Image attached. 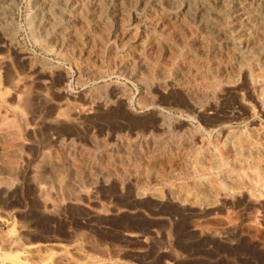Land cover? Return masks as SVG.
Returning a JSON list of instances; mask_svg holds the SVG:
<instances>
[{"label":"rangeland","instance_id":"374dc122","mask_svg":"<svg viewBox=\"0 0 264 264\" xmlns=\"http://www.w3.org/2000/svg\"><path fill=\"white\" fill-rule=\"evenodd\" d=\"M32 1L14 0L12 10H0L11 21L9 31L0 30V127L6 131L0 147L13 149L1 160L6 163L0 161V264H264V94L248 81L255 72L264 75V66L233 30V1L224 4L229 9L211 6L213 19L219 34L240 54H251L257 68L228 84L216 77L230 60L215 52L214 29L186 17L153 57L134 65L141 80L111 63L120 56L136 59L131 44L109 40L97 51L84 35L71 40L68 52L96 49L89 65L100 77L90 78L77 54L70 59L32 38ZM129 1L122 2L125 21L143 16L152 3L171 16L186 5ZM260 26L264 34V21ZM198 37L207 45H196ZM186 55L204 61V81L178 72ZM226 131L243 132L250 153L235 155L223 139Z\"/></svg>","mask_w":264,"mask_h":264},{"label":"bare ground","instance_id":"6f19581e","mask_svg":"<svg viewBox=\"0 0 264 264\" xmlns=\"http://www.w3.org/2000/svg\"><path fill=\"white\" fill-rule=\"evenodd\" d=\"M129 1V0H128ZM131 1V0H130ZM129 1V2H130ZM136 1V0H135ZM141 3H145L146 0H139ZM148 1V0H147ZM186 2L185 9L182 11L180 15H166V14H160L157 12L156 8L154 7V4H150L148 7V10H146L145 14L141 17L133 18L131 21H125V19L122 18L124 15V3L123 0H33L31 6H29V14H30V20L28 23L30 35L33 36L34 39L44 40L47 44L50 45V47L62 54H68L70 59H73L76 54L79 56V58H82L83 62L87 63V67L84 68L85 74L92 77H100V72L92 65H89V63L92 61H96L98 57L97 51L99 48L105 49L102 46L105 42L111 40V41H117L119 43H129L132 45L130 56L134 55L136 59H129V57H117L113 58L114 60L111 62L112 66L115 70L118 72H122L124 75H128L129 77H134L140 79L141 77L139 75H136L134 72L135 68L134 65L136 63L141 64L145 57H151L153 54L155 55V51L162 47V41L163 39H166L168 37V34L175 33L171 32L172 30H175L176 28L181 26H184L185 22L187 20H196L198 26L200 27H207L210 29H214V38L212 39V43L215 48V52H219L220 55H225L226 58L230 60H227L220 64L218 67V70L215 68V72H217L216 77H218L219 82L222 84H228L232 82V77L240 76L244 73L248 74L249 67H256V64L253 60V57L250 55L246 56L240 54L234 49V45L231 40H229L225 35L219 34V28H217V24H215V20L213 19L215 16H217V13L215 10L211 9L213 7L211 6H218V8L225 6L227 0H184ZM230 1V0H229ZM228 1V2H229ZM233 1V10H234V18H235V24L234 29L235 32H237V35H239L240 38H243L245 40V43L247 44L246 48L249 49V52H256L261 56V65L264 66V34L261 30L260 24L264 21L260 20V14L263 15L264 18V0H232ZM231 1V3H232ZM30 2V1H29ZM138 2V1H136ZM135 2V3H136ZM151 2V1H150ZM149 2V3H150ZM175 3V2H174ZM147 4V3H145ZM166 4V3H165ZM228 4V3H227ZM226 4V5H227ZM158 5V4H157ZM175 5V4H174ZM229 5V4H228ZM227 5V7H228ZM232 5V4H231ZM143 6V5H142ZM170 5H168L169 7ZM226 7V6H225ZM226 7V8H227ZM14 8V0H0V10H12ZM53 8L56 9L53 11ZM176 8V7H175ZM178 8V7H177ZM232 8V7H231ZM229 9V8H227ZM221 10V9H220ZM222 11V10H221ZM228 11V10H227ZM28 12V11H27ZM220 12V11H219ZM218 12V13H219ZM225 12V9H224ZM232 12V11H231ZM222 14V13H221ZM232 14V13H231ZM219 16V15H218ZM223 16V15H222ZM28 17V15H27ZM185 17L187 18L186 21ZM216 18V17H215ZM221 18V16H220ZM219 18V19H220ZM27 19V18H26ZM210 19V20H209ZM217 19V18H216ZM224 19V18H223ZM228 19V18H227ZM233 19V17H232ZM214 20V21H212ZM225 20V19H224ZM223 20V22H224ZM211 21V22H210ZM14 22V21H13ZM12 22V23H13ZM27 22V20H26ZM184 22V24L182 23ZM217 23V22H216ZM10 18L0 16V30L6 29V31H9L10 29ZM88 24V25H87ZM183 24V25H182ZM233 24V23H232ZM191 25V24H190ZM93 27L94 31L90 30L89 27ZM223 26V25H222ZM221 26V27H222ZM233 26V25H232ZM263 27V26H262ZM178 28V29H179ZM232 28V27H231ZM177 29V30H178ZM193 29V28H192ZM205 29V30H206ZM210 29V30H211ZM176 30V31H177ZM187 30V27H186ZM200 30V28H199ZM78 31H81V34L79 36ZM85 31L88 33L86 34ZM185 31V30H184ZM208 31V29H207ZM97 32V33H95ZM223 32V31H222ZM190 34V32H188ZM210 33V32H209ZM200 34V33H199ZM1 35V34H0ZM84 37V42L86 44L90 43V45L95 43L97 45V51L96 49L85 50L83 53L80 52H74L69 51L70 49V42L77 40L78 42H81L83 40L82 36ZM191 35V34H190ZM202 35V34H200ZM204 35V34H203ZM5 36V35H4ZM12 36V35H11ZM10 36V33L6 34L4 37L5 43H7L9 46L12 44V38ZM179 36V34H178ZM177 36V37H178ZM188 36V35H187ZM236 36V35H235ZM30 37V36H29ZM238 37V36H237ZM238 37V38H239ZM3 38V37H2ZM170 38V37H169ZM231 38V37H230ZM168 39V38H167ZM181 39V38H180ZM196 45H203L202 38L198 37L196 38ZM3 40V41H4ZM38 40V41H39ZM72 40V41H71ZM172 40V39H171ZM236 40V39H235ZM36 41V40H35ZM173 41V40H172ZM175 41V40H174ZM177 41V40H176ZM184 41V40H183ZM206 41V40H205ZM37 42V41H36ZM40 42V41H39ZM38 42V43H39ZM77 42V43H78ZM110 42V41H109ZM116 42V43H117ZM171 42V41H170ZM179 42V41H178ZM191 42V41H190ZM207 42V41H206ZM43 43V42H42ZM41 43V44H42ZM82 43V44H85ZM111 43V42H110ZM209 43V41H208ZM80 44V43H79ZM85 44V45H86ZM109 44V43H108ZM115 44V43H114ZM162 44V45H160ZM181 44V43H180ZM241 44V43H240ZM113 45V44H112ZM111 45V47H112ZM119 46V44H117ZM120 45V46H121ZM128 45V44H127ZM166 45V44H165ZM191 45V44H190ZM189 45V47H190ZM194 45V44H192ZM207 45V44H204ZM203 45V46H204ZM4 46V45H3ZM16 46V45H15ZM171 46V45H170ZM14 47V46H13ZM169 47V46H168ZM202 47V46H201ZM208 47V46H207ZM244 47V46H243ZM242 47V48H243ZM12 48V47H11ZM15 48V47H14ZM18 48V47H16ZM15 48V49H16ZM74 48V47H73ZM83 48V47H82ZM96 48V47H94ZM110 48V47H109ZM170 48V47H169ZM180 48V47H179ZM192 48V47H191ZM200 48V47H199ZM206 48V47H205ZM210 48V47H209ZM214 48V47H213ZM72 49V48H71ZM84 49V48H83ZM86 49V48H85ZM114 49V48H113ZM126 49V48H125ZM168 49V48H167ZM9 50V49H8ZM19 50V48L17 49ZM50 50V49H49ZM77 50V49H76ZM116 50V49H115ZM160 50V49H159ZM195 50V49H194ZM206 52V49H204ZM203 50V51H204ZM211 50V49H210ZM213 50V49H212ZM244 50V49H243ZM16 51V50H14ZM48 51V50H46ZM104 51V50H103ZM102 51V52H103ZM110 51V50H109ZM114 51V50H112ZM191 51V50H190ZM202 51V55H203ZM17 52V51H16ZM23 52V51H22ZM21 52V53H22ZM49 52V51H48ZM105 52V51H104ZM185 52V51H184ZM187 52V51H186ZM189 52V51H188ZM204 52V53H205ZM24 54L26 53L23 52ZM28 53V52H27ZM159 53V52H158ZM191 53V52H190ZM193 53V52H192ZM191 53V54H192ZM247 53V52H246ZM23 54V55H24ZM111 54V51H110ZM115 54V53H114ZM118 54V53H117ZM187 54V53H186ZM206 54V53H205ZM19 55V54H18ZM113 55V54H111ZM124 55V54H123ZM169 55V54H168ZM188 55V54H187ZM185 60L180 63V68L178 72L182 73V76L187 72V74H191L194 78H204V70L203 65L204 61H198L196 59H193L191 56H187ZM212 55V54H211ZM25 56V55H24ZM26 56H28L26 54ZM118 56V55H117ZM206 56V55H205ZM217 56V55H216ZM224 56V58H225ZM108 57V56H107ZM116 57V55H115ZM153 57V56H152ZM156 57V56H155ZM194 57V55H193ZM207 57V56H206ZM212 57V56H211ZM223 57V56H222ZM28 58V57H27ZM35 58V57H34ZM158 58V57H157ZM209 58V56H208ZM232 58V59H231ZM18 59V58H17ZM43 59V58H42ZM75 59V58H74ZM152 59V58H151ZM165 59V58H164ZM169 59V58H168ZM174 59V58H173ZM213 59H216L213 57ZM1 60V59H0ZM110 60V59H109ZM108 60V61H109ZM154 60V59H153ZM170 60V59H169ZM205 60V59H204ZM210 60V58H209ZM208 60V61H209ZM2 61V60H1ZM28 61V60H27ZM155 61V60H154ZM216 60H214V63ZM39 62V61H37ZM73 62V61H72ZM5 63V61H4ZM50 63V62H49ZM160 63V62H159ZM1 64V63H0ZM3 64V63H2ZM32 64V63H31ZM46 64V63H45ZM91 64V63H90ZM151 64V63H150ZM42 65V63H41ZM44 65V64H43ZM42 65V66H43ZM95 65V64H94ZM26 66V65H25ZM40 66V65H39ZM160 66V65H159ZM218 66V65H217ZM49 67V65H48ZM164 67V66H163ZM205 67V66H204ZM2 68V67H1ZM100 68V67H99ZM158 68V67H157ZM212 68V67H211ZM16 69V68H15ZM46 69V68H45ZM247 69V70H246ZM250 69V68H249ZM259 69V68H258ZM14 70V69H12ZM21 70V69H20ZM26 70V69H25ZM38 70V69H37ZM141 70V69H140ZM31 71V70H30ZM35 71V70H34ZM42 71V70H41ZM82 71V70H81ZM102 71V70H101ZM116 71V72H117ZM157 71V70H156ZM173 71V70H172ZM257 71V70H256ZM23 72V71H22ZM146 72V71H145ZM160 72V71H159ZM213 72V71H212ZM214 72V73H215ZM248 72V73H247ZM5 73V72H4ZM16 73V72H15ZM41 73V72H40ZM80 73V72H79ZM155 73V72H154ZM153 73V74H154ZM161 73V72H160ZM256 73V72H255ZM253 75V77H250V74L248 76L250 79L251 87L261 96V94H264V75L259 73V75ZM9 74V73H8ZM121 74V73H120ZM164 74V73H163ZM20 75V74H19ZM142 75V74H141ZM159 75V74H158ZM178 75V74H177ZM204 75V76H203ZM211 75V74H210ZM4 76V75H3ZM15 76V75H14ZM35 76V75H34ZM161 76V75H160ZM164 76V75H163ZM179 76V75H178ZM181 76V77H182ZM188 76V75H187ZM203 76V77H202ZM212 76V75H211ZM215 76V75H214ZM247 76V77H248ZM17 77V76H16ZM32 77V76H31ZM119 77V76H118ZM151 77V76H150ZM180 77V78H181ZM190 77V75H189ZM188 77V78H189ZM246 77V76H245ZM2 78V77H1ZM20 78V77H19ZM79 78V76H78ZM144 78V77H142ZM159 78V77H158ZM161 78V77H160ZM166 78V77H165ZM164 78V79H165ZM178 78V77H177ZM192 78V77H190ZM206 78V77H205ZM208 78V77H207ZM213 78V77H212ZM26 79V78H25ZM35 79V78H34ZM162 79V78H161ZM210 79V78H209ZM24 80V79H23ZM22 80V81H23ZM42 80V79H41ZM81 80V79H80ZM141 80V79H140ZM151 80V79H150ZM191 80V79H190ZM205 79H203L204 81ZM211 80V79H210ZM3 81V80H2ZM7 81V79H6ZM79 81V80H78ZM161 81V80H160ZM198 81V80H197ZM200 81V80H199ZM202 81V80H201ZM213 81V80H212ZM12 82V81H11ZM26 82V81H25ZM139 82V81H137ZM210 81H207V83ZM247 82V81H246ZM8 83V82H7ZM21 83V82H20ZM29 83V82H28ZM39 83V82H38ZM167 83V82H166ZM204 83V82H203ZM205 81V85L207 84ZM218 83V82H217ZM26 84V83H25ZM23 84V86L25 85ZM159 83L158 85H160ZM182 84V83H180ZM6 85V82H5ZM9 85V84H8ZM20 85V84H19ZM112 85V84H111ZM213 85V84H212ZM15 86H17L15 84ZM22 86V87H23ZM42 86H45L42 85ZM120 86V85H119ZM14 87V86H12ZM18 87V86H17ZM16 87V88H17ZM115 87V86H114ZM117 87V86H116ZM122 87V86H121ZM165 87V86H164ZM212 87V86H211ZM215 87V85L213 86ZM241 87V86H240ZM245 87V86H244ZM44 88V87H43ZM119 88V87H118ZM146 88V87H145ZM167 88V87H165ZM201 88V87H200ZM246 88V87H245ZM46 89V88H45ZM243 89V88H242ZM9 90V89H8ZM13 90V89H11ZM10 90V91H11ZM93 90V89H92ZM206 90V89H205ZM20 91V90H19ZM24 91V90H23ZM26 91V90H25ZM24 91V92H25ZM203 91V90H202ZM243 91V90H242ZM245 91V90H244ZM2 92V91H1ZM104 92V91H103ZM122 92V91H121ZM223 92V91H222ZM12 93V92H11ZM21 93V92H20ZM27 93V92H25ZM56 93V92H55ZM87 93V92H86ZM85 93V94H86ZM197 92L193 94H196ZM205 93V92H203ZM29 94V92H28ZM206 94V93H205ZM208 94V93H207ZM7 95V93H6ZM24 95V94H23ZM112 95V94H111ZM202 95V94H201ZM216 95V94H215ZM10 96V95H9ZM27 96V95H26ZM62 96V95H61ZM60 96V97H61ZM78 96V95H77ZM96 96V95H95ZM159 96V95H158ZM193 96V95H192ZM199 96V95H198ZM203 96V95H202ZM221 96V95H220ZM239 97V95H237ZM7 97V96H6ZM25 97V96H23ZM115 97V96H114ZM190 97V96H189ZM210 97V96H209ZM30 98V97H29ZM71 98V97H70ZM95 98V97H94ZM194 98V97H193ZM222 98V97H221ZM228 98V97H227ZM241 98V95H240ZM27 99V98H26ZM83 99V97H82ZM99 99V97H98ZM225 99V98H224ZM18 100V99H16ZM31 100V98H30ZM72 100V99H71ZM194 100V99H193ZM199 100V99H198ZM22 101V100H21ZM93 102H96V100H92ZM240 101V100H239ZM30 102V101H29ZM89 102V101H88ZM91 102V99H90ZM199 102V101H198ZM220 102V101H219ZM27 103V102H26ZM123 103V102H122ZM209 103V102H208ZM124 104V103H123ZM122 104V105H123ZM225 104V103H224ZM25 105V104H24ZM93 105V104H92ZM23 106V105H22ZM124 106V105H123ZM26 106H24L25 108ZM70 107V105H69ZM91 107V106H90ZM104 107V106H103ZM73 108V107H72ZM81 108V107H80ZM113 108V107H112ZM64 109V108H63ZM91 109V108H90ZM55 110V109H54ZM66 110V109H65ZM200 110V109H199ZM209 110V109H208ZM213 110V109H212ZM253 110V109H252ZM29 111V110H28ZM90 111V110H89ZM206 111V110H205ZM226 111V110H225ZM58 112V110H57ZM71 112V111H70ZM128 112V111H127ZM204 112V111H203ZM215 112V111H214ZM62 113V111H61ZM66 113V112H65ZM69 113V112H68ZM72 113V112H71ZM202 113V112H201ZM227 113V112H226ZM64 114V113H63ZM62 114V115H63ZM203 114V113H202ZM6 115V114H5ZM47 115V114H46ZM59 115V114H58ZM119 115V114H118ZM92 116V114H91ZM214 116V115H213ZM234 116V115H232ZM40 117V116H39ZM128 117V116H127ZM229 117V115H228ZM31 118V117H30ZM60 118V116H59ZM36 119V118H35ZM6 120V119H5ZM55 120V119H54ZM53 120V121H54ZM36 121V120H35ZM151 121V120H150ZM160 121V120H159ZM214 121V120H213ZM144 122V121H143ZM146 123V122H145ZM2 124V122H1ZM0 124V125H1ZM55 124V123H54ZM139 124V123H138ZM181 124V123H180ZM10 125V124H9ZM53 125V124H52ZM146 125V124H145ZM210 125V124H209ZM247 125V124H246ZM250 125V124H249ZM6 126V125H5ZM13 126V125H12ZM34 126V125H33ZM125 126V125H124ZM17 127V126H16ZM27 127V126H26ZM121 127V126H120ZM148 127V126H147ZM8 128V127H7ZM5 129V128H4ZM148 129V128H147ZM193 130V129H192ZM242 130V129H240ZM254 130V129H253ZM256 130V129H255ZM254 130V131H255ZM9 131V130H8ZM16 131V130H15ZM4 131L0 127V135H3ZM12 132V131H11ZM194 132V131H193ZM249 132V131H248ZM10 133V131H9ZM14 133V132H12ZM17 133V132H16ZM243 133V132H242ZM240 131H226V134L224 136V141L226 144L231 145L234 154L235 155H243L250 153L249 150V141L247 138L242 137V134ZM259 134V133H258ZM16 135V134H15ZM214 135V134H213ZM224 135V134H223ZM257 135V134H256ZM4 136V135H3ZM6 136V135H5ZM189 136V135H188ZM244 136V135H243ZM251 136V135H250ZM261 136V135H260ZM173 137V136H172ZM175 137V136H174ZM190 137V136H189ZM192 138V137H191ZM222 138V137H221ZM264 138V137H263ZM1 139V137H0ZM169 139V138H168ZM178 140V138H176ZM219 139V138H218ZM259 139V138H257ZM174 140V139H173ZM172 140V141H173ZM188 140V139H187ZM180 141V139H179ZM184 141V140H183ZM263 141V140H262ZM207 142V141H206ZM11 143V142H10ZM17 143V142H16ZM101 143V142H100ZM177 143V141H176ZM104 144V143H102ZM174 145V143H173ZM176 145V144H175ZM182 145V144H181ZM188 145V144H186ZM150 146V145H149ZM189 146V145H188ZM16 147V146H15ZM146 149V148H145ZM215 149V148H214ZM231 149V148H230ZM12 148L9 145L1 144L0 147V161L4 156H11ZM216 150V149H215ZM121 151V150H120ZM186 151V150H185ZM258 151V150H257ZM123 154L126 155L128 153L126 147L123 148ZM18 153V152H17ZM186 153V152H185ZM197 153V152H196ZM20 154V153H19ZM188 154V153H187ZM186 154V155H187ZM92 155V154H91ZM216 155V154H215ZM214 155V156H215ZM16 156V155H15ZM21 156V155H20ZM192 156V155H191ZM190 156V157H191ZM213 155L212 157L215 158ZM217 156V155H216ZM93 157V156H92ZM186 157V156H185ZM189 157V158H190ZM241 157V156H240ZM6 158V157H5ZM106 158V157H105ZM173 158V157H172ZM209 158V157H208ZM211 158V157H210ZM193 159V158H192ZM212 159V158H211ZM219 159V158H217ZM5 160V159H3ZM17 160V159H16ZM210 160V159H209ZM6 161V160H5ZM145 161V160H144ZM186 161V160H185ZM190 161V160H189ZM192 161L195 162L193 159ZM197 161V160H196ZM2 162V161H1ZM4 162V161H3ZM2 162V163H3ZM8 162V161H7ZM215 162V161H214ZM217 162V161H216ZM6 163V162H4ZM196 164V163H195ZM198 164V163H197ZM217 164V163H216ZM219 164V162H218ZM18 165V163H17ZM221 165V164H220ZM219 165V166H220ZM218 166V165H217ZM218 166V167H219ZM3 167V166H2ZM51 167V166H50ZM197 166H195L196 168ZM215 167V165H214ZM42 168V167H41ZM189 168H193V164L189 165ZM37 169V168H36ZM40 169V167H39ZM37 169V170H39ZM220 169V168H219ZM252 169V168H251ZM41 170V169H40ZM39 170V171H40ZM121 170V169H120ZM192 170V169H191ZM6 171V170H5ZM36 171V170H35ZM107 171V170H106ZM247 171V170H246ZM254 171V170H253ZM259 171V170H258ZM192 172V171H191ZM229 172V171H228ZM44 173V172H43ZM187 173V172H186ZM226 173V172H225ZM243 173V172H242ZM248 173V172H247ZM45 174V173H44ZM87 174V173H86ZM104 174V173H103ZM88 175V174H87ZM231 175V174H230ZM229 175V176H230ZM237 175V174H236ZM251 175V174H250ZM228 176V177H229ZM244 176V175H243ZM204 177V176H202ZM232 177V176H231ZM230 177V178H231ZM254 177V176H253ZM240 179V178H239ZM249 180V178H247ZM204 180V178H203ZM233 180V178L231 179ZM246 180V179H245ZM256 180V179H255ZM253 179V181H255ZM45 182V181H44ZM77 182V181H76ZM245 182V181H244ZM43 183V182H42ZM42 187L44 184H42ZM48 183V182H46ZM45 183V184H46ZM89 183V182H88ZM218 184V183H217ZM241 184V183H240ZM47 185V184H46ZM229 185V184H228ZM259 185V184H258ZM224 186V185H223ZM251 186V185H249ZM260 186V185H259ZM258 186V187H259ZM235 187V186H234ZM39 188V187H38ZM45 188V187H44ZM43 188V189H44ZM46 189V188H45ZM237 189V188H236ZM50 190V189H48ZM220 189H218L219 192ZM43 191V190H42ZM54 192V191H53ZM39 193V192H38ZM52 193V192H50ZM56 193V192H55ZM44 194V193H43ZM53 194V193H52ZM55 195V194H54Z\"/></svg>","mask_w":264,"mask_h":264}]
</instances>
